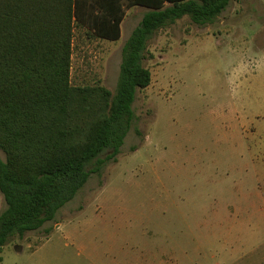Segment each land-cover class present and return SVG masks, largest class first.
<instances>
[{
	"label": "rangeland",
	"instance_id": "rangeland-1",
	"mask_svg": "<svg viewBox=\"0 0 264 264\" xmlns=\"http://www.w3.org/2000/svg\"><path fill=\"white\" fill-rule=\"evenodd\" d=\"M133 11L118 42L76 21L73 85L116 92L146 10ZM143 64L152 83L120 154L105 152L101 172L54 221L13 237L0 264H225L241 250L264 264V217L251 207L264 178V0H232L212 25L185 17L160 30Z\"/></svg>",
	"mask_w": 264,
	"mask_h": 264
},
{
	"label": "trees",
	"instance_id": "trees-1",
	"mask_svg": "<svg viewBox=\"0 0 264 264\" xmlns=\"http://www.w3.org/2000/svg\"><path fill=\"white\" fill-rule=\"evenodd\" d=\"M232 0H0V254L10 240L56 219L92 173L120 154L136 120L137 93L152 83L149 42L188 17L212 25ZM148 9L122 51L113 93L72 84L76 21L118 41L127 11ZM97 167L92 171L88 167Z\"/></svg>",
	"mask_w": 264,
	"mask_h": 264
},
{
	"label": "crops",
	"instance_id": "crops-1",
	"mask_svg": "<svg viewBox=\"0 0 264 264\" xmlns=\"http://www.w3.org/2000/svg\"><path fill=\"white\" fill-rule=\"evenodd\" d=\"M138 9H144V10H146L145 11V13L148 11L146 8H144V7H140V6H136V7H133V8H131L130 10H128V12H127V15L126 16H129V14H130V12H132L133 10H138ZM134 12V11H133ZM144 13V14H145ZM138 14V11H136L135 13H133V15H132V19H133V21H135L136 20V15ZM144 14H143V16H144ZM143 16H142V18H143ZM142 18H141V20H139V22L137 23V26H136V28L139 26V24H140V22L142 21ZM125 21V20H124ZM124 21H123V23H124ZM123 23H122V26H123ZM121 26V38L118 40V41H120L121 39H122V37H123V27ZM135 28V29H136ZM134 29V30H135ZM133 30V31H134ZM133 33V32H132ZM132 35V34H131ZM131 37V36H130ZM118 41H114V42H118ZM261 186H263L264 187V178H263V180H260V182H259V187L257 188L258 189V195L260 196V198H261V204L259 203L258 205L257 204H252V208L257 212V211H259V213L262 215V217H264V191L263 190H261ZM253 219L252 220H250V219H248V220H243V225H251V224H253ZM254 252H256V251H254ZM254 252H245V250H241V252H239V253H237V252H235V253H230V254H227V256H225V264H247L248 262H247V260L249 261V263H251V264H254L255 262H254V260H256L257 259V256L256 255H253L254 254ZM260 258H262V257H260ZM246 261V262H245ZM248 263V264H249Z\"/></svg>",
	"mask_w": 264,
	"mask_h": 264
}]
</instances>
